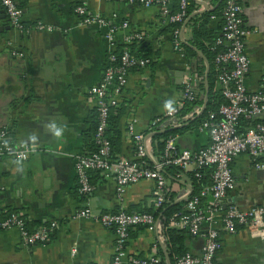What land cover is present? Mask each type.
I'll use <instances>...</instances> for the list:
<instances>
[{
	"label": "crops",
	"instance_id": "0c3cea01",
	"mask_svg": "<svg viewBox=\"0 0 264 264\" xmlns=\"http://www.w3.org/2000/svg\"><path fill=\"white\" fill-rule=\"evenodd\" d=\"M16 1L23 10L24 30L11 23L0 3V131L6 127L14 140L36 145L38 149L24 160H0V219L16 209L25 214L32 229L53 221L59 226L51 230L47 241L36 243L25 242L18 227H0V264H112L116 231L101 222L100 214L122 207L130 211H156L159 207L153 178L131 183L120 194L115 169L108 176L96 172L94 175L99 176L95 178V188L85 193L79 191L76 159L88 152L86 137L97 108V100L89 89L101 83L111 52L135 44L149 60L146 67L131 70L119 103L124 111L119 122L118 156L134 160L136 149L129 125L133 123L137 131L147 132L152 119L181 102L190 74L198 76L203 106L207 62L197 48L198 57L192 59L186 51L181 54L174 49L171 28L159 5L117 0ZM83 2L93 13L119 23L128 21L129 27H119L116 39L110 42L103 28L81 24L75 8ZM191 2L189 21L182 26L183 44H191L192 17L206 12L219 11L210 17L208 26L220 35L225 0ZM243 15L250 30L246 42L250 58L246 85L257 90L264 73V0H249ZM39 24L45 28H38ZM133 32L142 33L143 38L129 40ZM216 88H220L218 79ZM210 143L209 132L199 130V126L174 138L179 151H198ZM158 159L153 143L151 161ZM256 161L264 162V155L257 160L247 153L235 158L232 167L237 185L227 201L243 207L264 202V168H258ZM193 167L175 173L164 171L169 194L173 193L175 200L193 191L194 182L189 175ZM85 207H90L94 214L75 216ZM156 217V226L130 227L128 255L123 264L133 255L158 254L166 260L165 250L170 251L164 233L165 216L160 213ZM218 225L222 247L215 264H264V238L253 236L243 224L234 232L220 222ZM207 228L204 223L203 230ZM204 242V234L191 233L187 246L200 254Z\"/></svg>",
	"mask_w": 264,
	"mask_h": 264
},
{
	"label": "built area",
	"instance_id": "2783aa9c",
	"mask_svg": "<svg viewBox=\"0 0 264 264\" xmlns=\"http://www.w3.org/2000/svg\"><path fill=\"white\" fill-rule=\"evenodd\" d=\"M129 3H141L145 6L159 5L162 17L171 29L172 45L174 49L184 54L182 26L189 17L190 0H178L174 9V0H117ZM249 0H225L222 11V28L220 36L215 40L212 49L215 50L214 62L219 70L218 81L221 94L226 99L215 111H210L199 130L208 131L211 143L198 151L189 149L176 150L175 136L166 140L164 155L157 162L151 163L153 155V139L151 133L169 126H178L186 119L191 120L201 114L202 105L193 104L189 113L181 114L180 109L185 101L197 102L200 98L198 76L190 74L184 83L182 100L168 109L165 114L150 122L147 132L135 129L129 125V134L135 142L136 155L134 160L113 158L111 145L106 134L110 110L120 103L126 88L131 70L136 67H146L149 60L133 54L128 48L122 52H111L107 58V65L101 83L93 85L89 93L97 100L99 122L95 140L98 150L91 154L77 156L76 172L78 189L80 192L92 191L96 183L91 179L90 172L101 170L105 176L115 169L118 191L122 194L126 187L144 178L155 180L156 204L160 207L169 195V184L164 167L175 164L182 169L191 166L196 175L204 166L212 168L211 182L202 186L199 192L184 193L187 195L185 210L172 214L168 225L187 228L193 235L204 234L205 242L202 252L195 254L186 251L176 255L174 264H215L216 256L222 247L220 226L234 232L238 225H245L253 236L264 238V202L243 207L237 202H231L226 207L224 203L230 191L235 189L237 180L232 163L243 153L250 154L255 160L264 155V73L257 90H251L246 85V76L250 70V58L246 49L247 37L250 30L244 24V7ZM9 16L11 23L19 30L26 27L23 23V10L16 0H0ZM75 12L81 18V24L98 26L105 30V36L114 42L119 27H129L128 21L122 23L89 10L86 2L78 4ZM38 28H45L41 24ZM50 29V27H47ZM140 32H133L129 40L142 39ZM23 56L22 52H14ZM200 84V83H199ZM247 125L243 126V122ZM37 146L14 140L5 127L0 131V160L10 157L15 160L27 159L37 150ZM149 158V159H148ZM258 168H264V162L256 161ZM189 193V195H188ZM182 196V197H183ZM90 207L79 209L75 216L93 215ZM101 222L116 231L114 255L112 264H123L128 255L127 245L130 227L134 225L156 226L157 217L151 211H130L120 208L117 211H106L100 214ZM204 223L208 228L203 230ZM59 223L53 221L50 225L35 229L27 227L26 220L17 212L11 211L0 219L1 228L18 227L25 242H45L50 238L51 230ZM165 226V225H164ZM127 264H164L158 254L147 256H130Z\"/></svg>",
	"mask_w": 264,
	"mask_h": 264
},
{
	"label": "trees",
	"instance_id": "16d2710c",
	"mask_svg": "<svg viewBox=\"0 0 264 264\" xmlns=\"http://www.w3.org/2000/svg\"><path fill=\"white\" fill-rule=\"evenodd\" d=\"M178 6V0H174V9H176ZM189 15L192 12V2L190 0V5H189ZM219 11H211V12H206L202 16H194L191 19V26H192V40L190 45H183L184 51H186L187 56L192 59L195 57H198L197 51L195 48L199 49L204 53V55L207 57L210 68L208 72V82H209V100H208V105L205 111L200 114L198 117H195L191 119L189 122H187L184 126L181 127H173L169 126L165 128L163 132H159L153 137V143H154V153L155 155L158 156V158H161L164 155V150L166 146V140L170 136H175L177 134H182L188 129H191L193 127H198L200 124L204 121V119L207 117L208 113L210 111H215L219 108V106L226 101V99L223 97L221 94V89L216 88V83H217V77L219 70L214 62L215 58V50L212 49V46L214 45L215 40L220 36L217 31L212 30L208 24L210 17L214 14H218ZM170 28L174 27L173 24H169ZM135 40V39H134ZM133 54L142 57L143 55L140 53L135 48V44L130 46H127ZM125 48H121L117 52H122ZM149 55H146L148 57ZM143 58H145L143 56ZM150 58V57H148ZM147 59V58H146ZM138 67V66H136ZM135 68V67H134ZM204 86L202 85V91L204 90ZM202 104L203 99H198L197 102H190V101H185L184 104L182 105L180 109V113L184 114L192 109L193 104ZM124 111V108L121 104H119L116 107H113L110 110L109 117H108V125L106 127V134L109 138V142L111 145V154L113 158H120L118 156L119 154V146L121 143V131L119 129V122L120 118L122 116V113ZM99 122V111L97 108H95V111L92 115V120H91V130L90 133L88 134V137H86L87 140V148L88 152L87 154L94 153L98 150V144L96 143L95 140V135H96V130ZM243 126L245 127L246 122L244 121ZM159 131V130H158ZM122 159V158H120ZM149 159V158H148ZM149 161L152 163L151 159ZM167 170V172H172L175 173L176 171H182L180 166H177L175 164H169L164 167V171ZM103 173L101 170H93L90 172V176L92 181L95 183V178H97L99 175H94L95 173ZM200 175H196V172H189V175L191 179L194 182V188L192 193H197L200 191L203 185L208 184L211 182V172L212 168L208 166H204L201 169H199ZM170 197L169 200H166L156 211L154 210H148L153 212L155 215H158L162 213L165 216L164 220V233L167 237V245L168 249L170 251V256L174 264L175 256L182 254L186 251H190L188 246H187V239L190 237L191 233L187 228L183 227H177V226H170L168 225L169 218L172 214L178 212V211H183L185 210V199L176 203H173L175 201L174 195H168ZM168 197V198H169ZM15 211L17 212L20 216H23L26 220L27 227L32 229L30 227V223L22 212L16 210V209H11L9 210L6 214L8 215L9 212ZM3 216V218L5 217ZM163 258V263L167 264L165 257L162 255Z\"/></svg>",
	"mask_w": 264,
	"mask_h": 264
},
{
	"label": "water",
	"instance_id": "95a60500",
	"mask_svg": "<svg viewBox=\"0 0 264 264\" xmlns=\"http://www.w3.org/2000/svg\"><path fill=\"white\" fill-rule=\"evenodd\" d=\"M189 21V18L187 19V21L185 22V25L188 23ZM198 53L204 57V59L206 60L207 62V74H206V81H205V90H206V93H205V99H204V104H203V107H202V111H201V114L205 111V109L207 108V105H208V100H209V82H208V72H209V68H210V64H209V61L208 59L204 56V54L200 51H198ZM199 116V115H198ZM197 116V117H198ZM185 124L183 125H179V126H174V127H181V126H184ZM165 129H162V130H159V131H155L153 133H151V136L154 137L156 134H158L159 132H163ZM192 192V191H191ZM190 193V192H189ZM188 193V195H189ZM187 195L181 197L180 199H177L175 200L173 203H176V202H179L180 200H184V199H187ZM229 203H231L230 201H226L224 203V207H226ZM165 253H166V261H167V264H173V261L171 259V256H170V253L165 250Z\"/></svg>",
	"mask_w": 264,
	"mask_h": 264
},
{
	"label": "clouds",
	"instance_id": "9594fccd",
	"mask_svg": "<svg viewBox=\"0 0 264 264\" xmlns=\"http://www.w3.org/2000/svg\"><path fill=\"white\" fill-rule=\"evenodd\" d=\"M169 105H170V103H169ZM167 106V105H166Z\"/></svg>",
	"mask_w": 264,
	"mask_h": 264
}]
</instances>
